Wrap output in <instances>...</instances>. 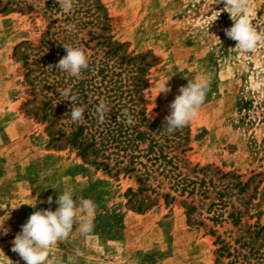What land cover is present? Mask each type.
Returning a JSON list of instances; mask_svg holds the SVG:
<instances>
[{
  "label": "rangeland",
  "instance_id": "rangeland-1",
  "mask_svg": "<svg viewBox=\"0 0 264 264\" xmlns=\"http://www.w3.org/2000/svg\"><path fill=\"white\" fill-rule=\"evenodd\" d=\"M0 1V225L9 230L0 232L4 264H25L12 241L34 211H55L64 191L93 200L96 211L91 233L73 231L50 249L62 264H264V45L254 54L234 49L225 35L234 22L223 3L74 0L73 12L65 14L56 0H49L52 10L48 0H28L32 12H2L7 0ZM250 5L254 23L264 26V0ZM63 44L89 57L79 78L55 68L66 55ZM146 54L153 62L133 82L129 58ZM192 78L210 80L206 101L187 129L168 134L158 125ZM164 81L171 91L158 95ZM57 89H71L84 104L89 96L104 100L111 119L125 125L124 111L130 114L132 99L140 98L139 121L145 117L144 124L156 126L152 142H137L139 154L149 146L157 155L162 149L170 164L147 161L151 154L131 173L122 170L128 158L115 150L104 154L107 161L93 149L82 158L72 140L81 123L70 119L79 101L71 105Z\"/></svg>",
  "mask_w": 264,
  "mask_h": 264
},
{
  "label": "clouds",
  "instance_id": "clouds-1",
  "mask_svg": "<svg viewBox=\"0 0 264 264\" xmlns=\"http://www.w3.org/2000/svg\"><path fill=\"white\" fill-rule=\"evenodd\" d=\"M56 3L65 14H70L74 10V0H56ZM219 3L225 5L222 11L227 12L234 22L230 28L225 29V35L236 42L234 49L245 54L256 53L264 45V26H261L258 21L254 23L253 12L255 10L250 5V0H214V4ZM212 23L208 25V29ZM74 27L72 24L67 25L69 31H72ZM63 47L66 55L58 61L55 68L69 77L79 78L82 72L89 68L87 53L81 47L69 44H63ZM168 81L159 84L158 95L161 93L167 95L171 91ZM209 90L210 80L208 78L189 79L185 86L179 88V94L169 105L170 114L165 117L167 126L165 130L168 134L189 125L197 118ZM56 91L70 101L71 105L79 101L78 106L71 107L70 119L74 123H82L85 120L84 113L88 111V104L95 107L100 123L104 122L105 114L111 111V105L104 100L94 103L95 101L89 96L88 104H84L78 94L72 92L71 89H57ZM123 115L127 118V124L134 123L127 110ZM47 202L52 204L53 198L49 197ZM38 203H40L38 197L34 198V203L30 206L36 208ZM55 203L58 205L55 211L51 208L34 211L12 241L11 250L17 253L25 264H62L61 258L53 256L50 249L66 241L73 231H78L82 235L93 231L96 211V204L93 200L76 197L73 192L64 191L58 195ZM8 231L4 223L0 225V232L7 235ZM0 264H4L3 257H0Z\"/></svg>",
  "mask_w": 264,
  "mask_h": 264
},
{
  "label": "trees",
  "instance_id": "trees-1",
  "mask_svg": "<svg viewBox=\"0 0 264 264\" xmlns=\"http://www.w3.org/2000/svg\"><path fill=\"white\" fill-rule=\"evenodd\" d=\"M28 0H7L5 4L2 6V12H8L12 10H26L28 12H32L33 7L31 4L27 3ZM98 2V0H97ZM99 3V2H98ZM1 5V1H0ZM47 6L49 10H52V7L49 5V0L47 2ZM124 45L118 44L117 48L120 50ZM149 55L143 56H134L129 58V62H131L130 67L128 68V73L131 75V80L137 81L141 73L145 71L151 62H153V58L150 62H146V58ZM118 60L122 63L124 61V57H119ZM121 63H118L121 65ZM129 64V63H128ZM132 92L136 94L138 92V85H133ZM132 103L134 108H132L130 115L133 118L134 123L129 125H125L122 122L111 119V111L105 114L104 122L100 123L97 113L94 110L88 111V114L85 115V120L76 127V131L72 134V140L74 143H77L78 149L82 158L87 159L90 154L93 155V152H100L102 157L107 161L108 157H105V153L111 150H115L116 156H119V153H122V159L127 160V165L122 169L125 172H137L138 170L134 167V165H141L137 160L141 157H147L152 154V158L150 157L147 161H155L157 162L160 158H162V162L165 166L170 164V161L167 160V157L163 155V150L160 149L159 154L153 152V147L149 146L146 149V155L139 154L138 143L139 141L151 137V131L156 126L155 121H147V124H144L146 118H142L139 121V117L143 115L141 110H136L138 108V103H142L140 98L132 99ZM119 111V110H117ZM115 115V114H114ZM84 123V124H83ZM160 127L165 126V124L158 125ZM144 127V131H140V128ZM187 129V127H183ZM84 132L85 135H84ZM81 137L80 142H77V138ZM186 137V136H185ZM151 142L153 141V137H151ZM181 139V137H180ZM185 139V138H184ZM90 141L87 145L85 142ZM89 149H93V152H89ZM94 165L101 167L104 171H108L109 167L105 163H96L92 162ZM123 161H119L118 165H123ZM164 166V167H165ZM137 182L141 184L142 179L137 177Z\"/></svg>",
  "mask_w": 264,
  "mask_h": 264
}]
</instances>
